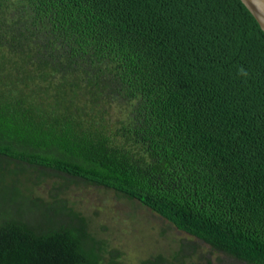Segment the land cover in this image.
Segmentation results:
<instances>
[{"label": "trees", "instance_id": "obj_1", "mask_svg": "<svg viewBox=\"0 0 264 264\" xmlns=\"http://www.w3.org/2000/svg\"><path fill=\"white\" fill-rule=\"evenodd\" d=\"M65 182L264 264V32L240 0H0V264H121Z\"/></svg>", "mask_w": 264, "mask_h": 264}, {"label": "rangeland", "instance_id": "obj_2", "mask_svg": "<svg viewBox=\"0 0 264 264\" xmlns=\"http://www.w3.org/2000/svg\"><path fill=\"white\" fill-rule=\"evenodd\" d=\"M54 182L64 181L56 175L44 176L36 193L46 198ZM65 183L68 187L64 197L89 218L92 233L105 240L108 250L118 251L116 260L121 264L147 260L154 264H247L177 230L147 208L111 190L80 182ZM32 217L45 219L40 213ZM149 261L145 264H151Z\"/></svg>", "mask_w": 264, "mask_h": 264}, {"label": "water", "instance_id": "obj_3", "mask_svg": "<svg viewBox=\"0 0 264 264\" xmlns=\"http://www.w3.org/2000/svg\"><path fill=\"white\" fill-rule=\"evenodd\" d=\"M264 32V0H240Z\"/></svg>", "mask_w": 264, "mask_h": 264}, {"label": "clouds", "instance_id": "obj_4", "mask_svg": "<svg viewBox=\"0 0 264 264\" xmlns=\"http://www.w3.org/2000/svg\"><path fill=\"white\" fill-rule=\"evenodd\" d=\"M241 74H242V75H245V76H247V75H248V73H247V72H245L243 69H241Z\"/></svg>", "mask_w": 264, "mask_h": 264}]
</instances>
